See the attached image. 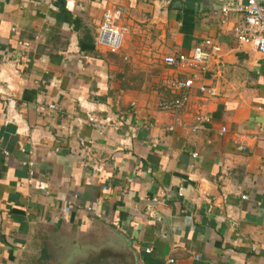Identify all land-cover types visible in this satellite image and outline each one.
<instances>
[{"label": "crops", "instance_id": "obj_1", "mask_svg": "<svg viewBox=\"0 0 264 264\" xmlns=\"http://www.w3.org/2000/svg\"><path fill=\"white\" fill-rule=\"evenodd\" d=\"M243 4L0 0V264H264V55L234 38ZM108 10L117 53L94 45ZM205 40L220 57L176 126L159 104L192 72L164 58Z\"/></svg>", "mask_w": 264, "mask_h": 264}, {"label": "built area", "instance_id": "obj_2", "mask_svg": "<svg viewBox=\"0 0 264 264\" xmlns=\"http://www.w3.org/2000/svg\"><path fill=\"white\" fill-rule=\"evenodd\" d=\"M245 4L236 8L240 13L242 23L235 27L233 35L235 40L241 45H247L253 48L256 52L264 55V0H244ZM232 11L231 7L223 8L215 15H222L224 22L227 20L229 13ZM122 13L119 10H108L104 12L102 22L97 30L94 45L100 52L117 53L120 52L124 46L126 34L122 26L119 25L122 20ZM220 57V48L213 40H205L202 44L193 48L189 54H179L176 56H168L164 58V63L177 71L190 70L192 75L186 79L180 77L169 79L167 83L168 90L176 95V98L162 101L159 104V109L163 112L169 113L173 116L176 126L181 124V113L186 109L190 103L191 92L197 83L201 82L202 77L210 70L211 64ZM199 92L204 99L210 100L216 94L212 89L201 85ZM55 105L40 106L39 111L42 114H49L56 111ZM15 122V119H12ZM91 123L96 124L94 117H89ZM197 125L193 128L194 132L201 129V126L211 122L208 115L198 114L196 117ZM175 128L171 127L168 130L173 131ZM227 130L222 129L225 133ZM264 142V135H263ZM86 143V142H82ZM89 145L91 142H87ZM36 145V144H34ZM239 149L243 151L245 148L240 146ZM196 157L197 155L194 154ZM28 169L31 179L35 176V161L28 159L22 164ZM160 198H152V204H158ZM71 203H68L70 208ZM172 262V261H171Z\"/></svg>", "mask_w": 264, "mask_h": 264}, {"label": "water", "instance_id": "obj_3", "mask_svg": "<svg viewBox=\"0 0 264 264\" xmlns=\"http://www.w3.org/2000/svg\"><path fill=\"white\" fill-rule=\"evenodd\" d=\"M170 1H166L165 3H164V6H163V8H162V11H164V13H166L167 12V10H168V3H169Z\"/></svg>", "mask_w": 264, "mask_h": 264}]
</instances>
